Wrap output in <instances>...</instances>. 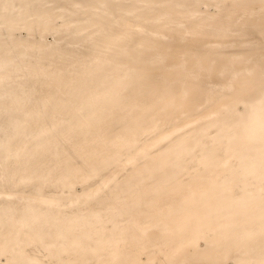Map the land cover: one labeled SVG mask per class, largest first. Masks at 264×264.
Instances as JSON below:
<instances>
[{"label": "bare ground", "instance_id": "obj_1", "mask_svg": "<svg viewBox=\"0 0 264 264\" xmlns=\"http://www.w3.org/2000/svg\"><path fill=\"white\" fill-rule=\"evenodd\" d=\"M0 264H264V0H0Z\"/></svg>", "mask_w": 264, "mask_h": 264}]
</instances>
